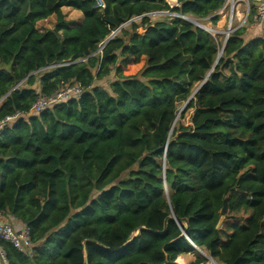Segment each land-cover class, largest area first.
Instances as JSON below:
<instances>
[{
    "label": "trees",
    "instance_id": "1",
    "mask_svg": "<svg viewBox=\"0 0 264 264\" xmlns=\"http://www.w3.org/2000/svg\"><path fill=\"white\" fill-rule=\"evenodd\" d=\"M98 1L0 0V122L19 115L0 132V214L34 251L0 240L7 263L264 264V41L146 16L216 26L226 0ZM74 83L79 100L29 115Z\"/></svg>",
    "mask_w": 264,
    "mask_h": 264
},
{
    "label": "built area",
    "instance_id": "2",
    "mask_svg": "<svg viewBox=\"0 0 264 264\" xmlns=\"http://www.w3.org/2000/svg\"><path fill=\"white\" fill-rule=\"evenodd\" d=\"M98 1V0H97ZM99 3V1H98ZM175 3V2H174ZM245 6V12L242 13L240 6ZM224 11L229 12V30L226 34L224 45L226 44L230 35L239 28H244L251 24L253 25H264V0H226V4L223 9L218 12V15L223 14ZM180 18V15H174ZM221 16V15H220ZM183 18V16H182ZM251 23V24H250ZM239 24V27H234ZM199 28L208 31L213 37H215L216 30L209 29L204 25L197 23ZM264 41V35L258 37ZM22 84V83H21ZM19 84L17 88L20 87ZM83 88L80 83H74L66 87L61 88L59 91L51 96L39 95L37 101L33 105L29 115L39 116L42 112L51 109L57 105L67 103L70 100H79L83 94ZM19 115L7 117L5 120L0 122V132L3 128L15 119ZM167 149V148H166ZM166 152V150H165ZM0 240L9 242L14 248L22 252L26 257L33 258L34 251L33 245L29 238V229L25 225L17 229L14 225L9 223L0 224ZM0 259L3 264H8L5 258L4 252L0 249Z\"/></svg>",
    "mask_w": 264,
    "mask_h": 264
},
{
    "label": "rangeland",
    "instance_id": "3",
    "mask_svg": "<svg viewBox=\"0 0 264 264\" xmlns=\"http://www.w3.org/2000/svg\"><path fill=\"white\" fill-rule=\"evenodd\" d=\"M170 4L172 6L175 5L174 2H170ZM98 8H99V10H103L104 4L98 3ZM240 9H241L242 13L245 12V6L244 5H241ZM63 13L65 16V21L68 24H70L71 26L80 25L84 19L81 12L74 10V9L65 8V9H63ZM174 15H176V14H173V13H171V14H168V13L167 14H153L149 17L153 23H156V22L167 20L170 17L178 18L177 16H174ZM220 15H221L220 16V22L216 26L211 25L208 20H197V19L193 18L192 16H185L183 18H182V16H180V18L186 20L187 22L193 24L194 26H197V23H198L200 25H204V26L208 27L209 29L216 30L217 32L215 33V37L218 39L219 42L224 43L226 34L229 30V21H230L229 12L224 11V13L220 14ZM135 21L140 22L139 19H137ZM56 23H57V19L55 16H53V17H51L45 21L38 23L37 27L40 31L49 30V29L52 30L55 28ZM222 24H224L223 28L221 26ZM248 24L244 28H247ZM197 27H199V26H197ZM234 27H239V24H236V26L234 25ZM145 63H146L145 58H142V60L139 64H132V65H129L128 67H125L123 69V74L125 76H135V75L141 73V71L145 67ZM114 79H115L114 74H112L111 76H109V77H107L101 81H98L97 85L105 87V88H109V84ZM25 85H26L25 82H23L19 88H23ZM36 89H39V87L36 86ZM186 105H187L186 103H182L179 105V113H178L177 119H176L177 120V126H178V123L183 124L184 126H191L192 125L193 109H186ZM26 119H27V117H26ZM197 252L199 254H202L204 257H208L207 254L205 253V251H201V250L199 251L198 250ZM179 258H178V260H179ZM193 258H195V254H189V255H186L184 257V260L186 261V263H188ZM178 260H177V264H179Z\"/></svg>",
    "mask_w": 264,
    "mask_h": 264
},
{
    "label": "crops",
    "instance_id": "4",
    "mask_svg": "<svg viewBox=\"0 0 264 264\" xmlns=\"http://www.w3.org/2000/svg\"><path fill=\"white\" fill-rule=\"evenodd\" d=\"M225 24V23H224ZM224 24H222V28L224 26ZM264 35V25H249L247 28H246V34H245V39L247 41L249 40H252V39H255V38H258L260 36H263ZM1 223H9V224H12L14 225V227H16L17 229L21 228L22 227V224L19 223L18 221H15L14 218H11V217H7L5 215H1L0 214V224ZM0 264H3L2 263V260L0 259Z\"/></svg>",
    "mask_w": 264,
    "mask_h": 264
},
{
    "label": "water",
    "instance_id": "5",
    "mask_svg": "<svg viewBox=\"0 0 264 264\" xmlns=\"http://www.w3.org/2000/svg\"><path fill=\"white\" fill-rule=\"evenodd\" d=\"M154 14H167V13H161V12H159V13H154ZM153 15V14H152ZM146 16H151V14L150 15H146ZM120 31V29L119 30H117L116 32H114L112 35H111V37L108 39V41L110 40V39H112L116 34H117V32H119ZM107 41V42H108ZM106 42V43H107ZM227 211H228V206H227V204H225L224 205V208H223V211H222V213H223V216H222V218L220 219V222H219V224H218V228H221V226L223 225V222H224V220H225V215H226V213H227ZM196 247V246H195ZM197 250H199L198 248H197ZM200 251V250H199Z\"/></svg>",
    "mask_w": 264,
    "mask_h": 264
},
{
    "label": "bare ground",
    "instance_id": "6",
    "mask_svg": "<svg viewBox=\"0 0 264 264\" xmlns=\"http://www.w3.org/2000/svg\"><path fill=\"white\" fill-rule=\"evenodd\" d=\"M186 255H184V256H181L180 258H179V260H178V263L179 264H187L186 263V261L184 260V257H185ZM213 263H215L216 264V262L214 261V260H212L211 258H209Z\"/></svg>",
    "mask_w": 264,
    "mask_h": 264
}]
</instances>
